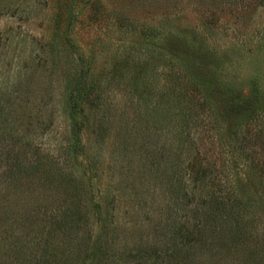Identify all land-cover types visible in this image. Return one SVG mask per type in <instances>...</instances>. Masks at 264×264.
I'll use <instances>...</instances> for the list:
<instances>
[{
    "label": "rangeland",
    "instance_id": "rangeland-1",
    "mask_svg": "<svg viewBox=\"0 0 264 264\" xmlns=\"http://www.w3.org/2000/svg\"><path fill=\"white\" fill-rule=\"evenodd\" d=\"M211 181L264 235V0H0V264H245L172 238Z\"/></svg>",
    "mask_w": 264,
    "mask_h": 264
},
{
    "label": "trees",
    "instance_id": "trees-1",
    "mask_svg": "<svg viewBox=\"0 0 264 264\" xmlns=\"http://www.w3.org/2000/svg\"><path fill=\"white\" fill-rule=\"evenodd\" d=\"M88 97L89 92L86 93L84 91H79L73 99H76L75 101L78 105L79 103L81 104L85 102L84 100L88 99ZM256 102V94L245 99L237 100L230 107L231 115L235 118L248 117L250 114L252 115ZM147 154L150 159H155L150 150L147 151ZM15 163L17 164H15L14 167L18 168L26 166V169L31 170L33 173H39L45 165H49L47 158L37 161L34 160L28 163V165H24L20 160H17ZM157 164L159 165V163ZM152 165L153 164L150 166ZM186 172L188 173V176L191 177V180H193V183H204L205 180H209L210 176L213 175V172L198 158L194 159V162L187 167ZM210 172L211 175H209ZM210 184L212 185L210 186ZM213 185L214 182L212 181L206 185V187L210 189V193L207 194V198L204 199L205 203L201 206V209L195 208L196 203L191 200L194 195L190 196L187 194L184 190L186 187L185 184H179L178 188L174 187V189L179 192L184 191L183 198H181L183 208L185 207L193 212L196 211L195 213H200H198L199 220L194 225V228H197L192 231L189 228V220H185L184 218L182 222L178 220L174 221L170 226L172 229V238L183 248L187 245H193L194 243L202 245L208 250V253L210 252L212 254V256L207 254L209 260L212 257L221 254V252H235L236 249L240 250L241 246H244V248L246 246L244 249L245 260L243 263L264 264V235H261L262 231L260 233L258 232V234L257 232L254 233L253 231L251 232L248 230L246 222L238 217L239 211L237 206L234 205V202L231 203L230 200L226 199V196L228 195L234 196L233 193L228 191L229 193L227 194L220 185ZM79 209L80 208H74L67 211L69 212V221L66 220L68 222L67 224L76 222L74 227L81 225V220L76 218ZM52 220L53 222L56 221L54 219ZM217 257L222 258V254ZM67 258L68 256H64V260L60 264H68L69 259ZM169 258L171 257L168 256L167 259ZM200 262L205 264L206 261L204 262L201 260ZM163 264H173V262L167 260V262Z\"/></svg>",
    "mask_w": 264,
    "mask_h": 264
}]
</instances>
